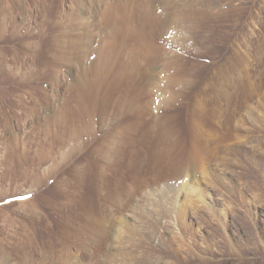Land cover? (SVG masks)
Returning a JSON list of instances; mask_svg holds the SVG:
<instances>
[{
	"label": "rangeland",
	"instance_id": "1",
	"mask_svg": "<svg viewBox=\"0 0 264 264\" xmlns=\"http://www.w3.org/2000/svg\"><path fill=\"white\" fill-rule=\"evenodd\" d=\"M132 1L0 0V264H264V0Z\"/></svg>",
	"mask_w": 264,
	"mask_h": 264
},
{
	"label": "bare ground",
	"instance_id": "2",
	"mask_svg": "<svg viewBox=\"0 0 264 264\" xmlns=\"http://www.w3.org/2000/svg\"><path fill=\"white\" fill-rule=\"evenodd\" d=\"M119 1H122V0H119ZM124 1V0H123ZM138 1V0H137ZM141 1V0H140ZM161 1V0H160ZM165 1V0H164ZM186 1V0H185ZM184 1V2H185ZM191 1V0H190ZM198 1V0H197ZM202 0H200V2H201ZM205 1V3H206V0H204ZM212 1V0H211ZM216 1V0H215ZM132 2H135V0H133ZM151 2V1H150ZM178 2H180V1H178ZM199 2V3H200ZM203 2V1H202ZM201 2V3H202ZM123 3V2H122ZM121 3V4H122ZM136 3V2H135ZM142 3V2H141ZM160 3V2H159ZM168 3V2H167ZM172 3H174V2H172ZM181 3V2H180ZM188 3V2H187ZM197 3V2H196ZM198 3V4H199ZM209 3H210V1H209ZM214 3V2H213ZM130 4V3H129ZM138 4V3H137ZM137 4H136V6H137ZM169 4V3H168ZM168 4H166V5H168ZM179 4V3H178ZM183 4V3H182ZM193 4V3H192ZM203 4H204V2H203ZM208 4V3H207ZM211 4V3H210ZM255 4V3H254ZM115 5H117V4H115ZM114 5V6H115ZM140 5H142V4H140ZM173 5V4H172ZM175 5V4H174ZM181 5V4H180ZM190 5V4H189ZM194 5H196V4H194ZM205 5V4H204ZM204 5H202L203 6V9H208V7H205L204 8ZM213 5V4H212ZM211 5V6H212ZM221 5V4H220ZM151 6V5H150ZM165 6V5H164ZM169 6H170V4H169ZM168 6V7H169ZM197 6V5H196ZM202 6H199V7H202ZM117 7V6H116ZM121 7V6H120ZM214 7H215V5H214ZM131 8V7H130ZM195 8V7H194ZM209 8H210V6H209ZM219 8V7H218ZM224 8V7H223ZM254 8V7H253ZM125 9H127V8H125ZM132 9V8H131ZM130 9V10H131ZM152 9H153V7H152ZM216 9V8H215ZM129 10V9H128ZM140 10V9H139ZM219 10H220V8H219ZM219 10H218V13H220L219 12ZM223 10V9H222ZM206 11V10H205ZM209 11V10H208ZM222 12H224V11H222ZM131 13V12H130ZM139 13V12H138ZM140 13H141V11H140ZM140 13H139V15H140ZM153 13V12H152ZM160 13V12H159ZM144 14V13H143ZM143 14H141L140 16H142ZM222 14V13H221ZM132 15V14H131ZM167 15V14H166ZM169 15V14H168ZM133 16V15H132ZM135 16V15H134ZM177 16V15H176ZM146 17V16H145ZM168 17V16H167ZM138 18V17H137ZM173 18V17H172ZM139 19V18H138ZM259 19V18H258ZM137 20V19H136ZM177 20V19H176ZM132 21V20H131ZM140 21V20H139ZM131 23V22H130ZM135 23V22H134ZM121 27V26H120ZM115 30V29H114ZM252 30V29H251ZM112 32H114V31H112ZM248 32V31H247ZM254 32V31H253ZM252 32V33H253ZM254 34H255V32H254ZM112 35H115V34H112ZM250 35V34H249ZM113 37H115V36H113ZM139 37V36H138ZM120 38V37H119ZM246 38V37H245ZM244 41V40H243ZM118 42H121V41H119L118 40ZM241 42V41H240ZM254 42V41H253ZM252 43V42H251ZM121 44V43H120ZM131 44V43H130ZM250 44V43H249ZM115 46H117V45H115ZM118 46H120V45H118ZM127 46V45H126ZM249 46H251V44L249 45ZM119 48V47H118ZM259 48V47H258ZM261 49V48H260ZM115 50V49H114ZM247 51V50H246ZM254 51V50H253ZM238 52V51H237ZM240 52V51H239ZM250 52V51H249ZM264 52V51H263ZM252 54V53H251ZM250 54V55H251ZM256 54H258V53H256ZM263 54V53H262ZM243 55V54H242ZM254 55V54H253ZM108 56V55H107ZM240 56V55H239ZM256 56V55H255ZM263 56V55H262ZM161 57V56H160ZM250 57V56H249ZM176 58V57H175ZM134 59V58H133ZM250 59H252V58H250ZM111 60V59H110ZM174 60V59H173ZM175 61V60H174ZM232 61V60H231ZM239 61V60H238ZM170 63V62H169ZM179 64V63H178ZM250 72V71H249ZM234 74V73H233ZM238 75V74H237ZM189 77V76H188ZM229 77V76H228ZM228 77H227V79H228ZM251 77V76H250ZM179 78V77H178ZM233 78V77H232ZM249 80V79H248ZM234 81H235V79H234ZM156 83V82H155ZM227 83H229V82H227ZM239 83V82H238ZM231 85V84H230ZM229 87V86H228ZM165 90V89H164ZM228 90V89H227ZM238 91V90H237ZM80 95V94H79ZM222 95V94H221ZM64 111V110H63ZM89 118V117H88ZM171 119V118H170ZM60 121V120H59ZM222 121V120H221ZM252 121V120H251ZM259 122V121H258ZM167 134V133H166ZM177 134V133H176ZM129 136V135H128ZM172 136V135H171ZM176 136V135H175ZM169 137V136H168ZM165 139H167V138H165ZM181 139V138H180ZM183 139V138H182ZM115 141V140H114ZM169 143V142H168ZM104 144V143H103ZM106 144V143H105ZM176 144V143H175ZM183 144V143H182ZM172 145V144H171ZM107 147V146H106ZM101 148V147H100ZM163 148V147H162ZM170 149V148H169ZM168 149V150H169ZM165 150H166V148H165ZM170 151V150H169ZM104 152V151H103ZM150 152V151H149ZM170 152H173L172 150L170 151ZM169 154V153H168ZM206 154V153H205ZM174 157V156H173ZM176 157H178V156H176ZM85 163V162H84ZM233 163V162H232ZM87 164V163H86ZM100 164V163H99ZM132 164V163H131ZM227 166V165H226ZM81 167V166H80ZM84 171V170H83ZM113 183V182H112ZM172 188V187H171ZM98 189V188H97ZM102 189V188H101ZM162 193V192H161ZM150 195V194H149ZM112 197V196H111ZM162 198V197H161ZM165 199V198H164ZM169 199V198H168ZM165 201V200H164ZM168 203V202H167ZM161 220V219H160ZM167 224V223H166ZM117 252V251H116ZM128 252V251H127ZM152 263H154V262H152Z\"/></svg>",
	"mask_w": 264,
	"mask_h": 264
},
{
	"label": "snow or ice",
	"instance_id": "3",
	"mask_svg": "<svg viewBox=\"0 0 264 264\" xmlns=\"http://www.w3.org/2000/svg\"><path fill=\"white\" fill-rule=\"evenodd\" d=\"M20 198H23V197H20Z\"/></svg>",
	"mask_w": 264,
	"mask_h": 264
}]
</instances>
